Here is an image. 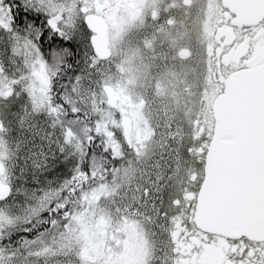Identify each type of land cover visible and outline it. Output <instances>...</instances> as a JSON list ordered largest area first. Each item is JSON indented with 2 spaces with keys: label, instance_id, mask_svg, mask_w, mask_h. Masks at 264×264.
I'll return each mask as SVG.
<instances>
[{
  "label": "snow or ice",
  "instance_id": "snow-or-ice-1",
  "mask_svg": "<svg viewBox=\"0 0 264 264\" xmlns=\"http://www.w3.org/2000/svg\"><path fill=\"white\" fill-rule=\"evenodd\" d=\"M0 264H264V0H0Z\"/></svg>",
  "mask_w": 264,
  "mask_h": 264
}]
</instances>
